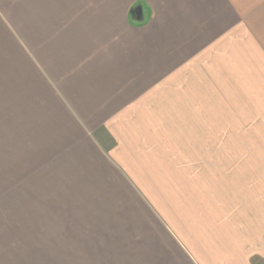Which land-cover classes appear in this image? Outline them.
Segmentation results:
<instances>
[{"label": "crops", "instance_id": "0c3cea01", "mask_svg": "<svg viewBox=\"0 0 264 264\" xmlns=\"http://www.w3.org/2000/svg\"><path fill=\"white\" fill-rule=\"evenodd\" d=\"M263 7L0 0L11 230L57 221V264L264 262V196L223 175L231 165L205 95L207 72L237 59Z\"/></svg>", "mask_w": 264, "mask_h": 264}, {"label": "rangeland", "instance_id": "374dc122", "mask_svg": "<svg viewBox=\"0 0 264 264\" xmlns=\"http://www.w3.org/2000/svg\"><path fill=\"white\" fill-rule=\"evenodd\" d=\"M254 23L253 38L239 44L237 59L226 66L223 62L221 69L210 71L214 76L207 72L205 95L206 115L220 120L216 126L222 136L219 143L223 152H228L223 154L224 164L231 165L223 166L226 169L223 175L235 184L236 191L247 192L245 196L261 202L264 196V12L255 13ZM4 146L0 140V264H57V221H28L22 228L14 226L13 231L7 225L5 189H2L7 177ZM254 217L260 219L261 214L254 213ZM253 262L264 264L258 256Z\"/></svg>", "mask_w": 264, "mask_h": 264}, {"label": "water", "instance_id": "95a60500", "mask_svg": "<svg viewBox=\"0 0 264 264\" xmlns=\"http://www.w3.org/2000/svg\"><path fill=\"white\" fill-rule=\"evenodd\" d=\"M132 19L136 21H141L142 19V9L141 7L133 8L130 12Z\"/></svg>", "mask_w": 264, "mask_h": 264}]
</instances>
